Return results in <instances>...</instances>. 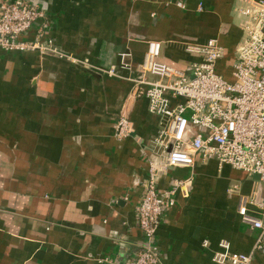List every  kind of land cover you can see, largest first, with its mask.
<instances>
[{
    "label": "crops",
    "instance_id": "1",
    "mask_svg": "<svg viewBox=\"0 0 264 264\" xmlns=\"http://www.w3.org/2000/svg\"><path fill=\"white\" fill-rule=\"evenodd\" d=\"M28 1L49 22L41 41L85 65L0 50V264H125L143 241L136 209L160 127L128 78L138 77L148 42L160 44L158 62L188 72L215 39L224 52L215 71L231 82L241 0ZM40 27L22 39L34 40ZM122 113L133 133L117 141ZM187 178L189 197L175 196L156 231L161 264H215L220 242L249 254L258 231L237 212L242 198L264 196V183L197 154L192 168L160 173L157 189ZM250 264H264V255L255 252Z\"/></svg>",
    "mask_w": 264,
    "mask_h": 264
},
{
    "label": "built area",
    "instance_id": "2",
    "mask_svg": "<svg viewBox=\"0 0 264 264\" xmlns=\"http://www.w3.org/2000/svg\"><path fill=\"white\" fill-rule=\"evenodd\" d=\"M183 9L181 2L175 3ZM242 19V39L236 50L231 82L215 71L223 49L215 39H209L198 50L199 61L188 72L158 62L160 44L148 42L137 78L133 97L145 98L147 110L159 118V129L151 144L156 151L148 158V175L142 186L141 201L136 209V226L143 241L140 249L125 264H161L156 231L164 213L175 203L179 194L187 199L192 190L191 179H172L163 191L157 189L160 173L168 168H192L194 158L215 160L224 165L257 176L264 183V0H241L235 9ZM40 22L34 40H23L28 30ZM49 27L46 13L28 0L0 2V50L6 53L37 51L71 63H80L60 51L51 39L41 41ZM120 69L129 71L121 62ZM116 68L108 76L119 77ZM149 77H152L150 79ZM175 99L181 102L172 104ZM132 125L122 113L114 125V138L122 141L132 137ZM236 186L228 190L231 193ZM249 207L252 209L249 211ZM240 220L258 231L249 254L228 250L220 242L213 253L215 264H250L255 252L264 255V196L252 193L242 198L238 208ZM207 247V241L201 243Z\"/></svg>",
    "mask_w": 264,
    "mask_h": 264
}]
</instances>
